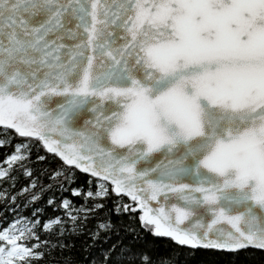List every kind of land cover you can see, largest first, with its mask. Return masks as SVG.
<instances>
[{
	"label": "snow or ice",
	"instance_id": "snow-or-ice-1",
	"mask_svg": "<svg viewBox=\"0 0 264 264\" xmlns=\"http://www.w3.org/2000/svg\"><path fill=\"white\" fill-rule=\"evenodd\" d=\"M0 127L12 133L0 179L13 166L32 178L26 163L51 155L53 178L86 174L85 199L126 198L115 211L153 237L264 252V0H0ZM37 226L71 231L6 223L0 264L44 258ZM114 227L88 234L103 249L85 264H156L135 229L105 241Z\"/></svg>",
	"mask_w": 264,
	"mask_h": 264
},
{
	"label": "trees",
	"instance_id": "trees-1",
	"mask_svg": "<svg viewBox=\"0 0 264 264\" xmlns=\"http://www.w3.org/2000/svg\"><path fill=\"white\" fill-rule=\"evenodd\" d=\"M6 136L11 137V131L0 127V139ZM39 152L44 155L42 149H39ZM10 153V147L0 148V167L4 166L3 161ZM25 166L32 170V178L24 175L22 168L13 166L11 177L7 180L0 179V193L7 194V198L0 196V227L16 220L31 221L37 218L48 221L60 218L62 226L71 230L65 231L63 236L57 238L55 229L42 232L37 226V235L45 242L41 246L45 256L33 264H63L66 259L73 264H85V257L89 253L99 255L97 249H103V245L90 240L88 234L94 232L99 224L108 222H113L115 227L103 236L105 241L115 243L117 236L123 241L129 237V229H135V234L143 238L141 246L151 253L156 264H264V252L260 250H249L238 256L207 251L195 252L176 245L168 238L151 236L140 228L133 214L115 211L114 205L127 202L126 198H117L110 193L103 201L85 199L83 194L93 190L86 174L73 171L71 183L65 182L64 177L53 178V172L64 170L61 161L54 156L48 155L47 162L38 161L32 156ZM33 183L35 188L31 187ZM73 188L80 190V197L71 195ZM33 195L37 196L36 200L32 199ZM13 197L15 199H12ZM64 199L71 202L73 215L80 213L76 224L67 219L65 210L60 207ZM50 200L51 204L48 203ZM97 203L103 204L102 210L95 208ZM65 237L68 238V247L62 250L57 244L63 245Z\"/></svg>",
	"mask_w": 264,
	"mask_h": 264
}]
</instances>
